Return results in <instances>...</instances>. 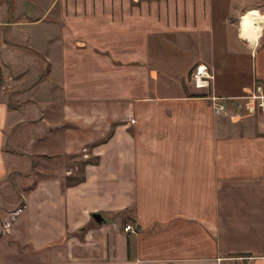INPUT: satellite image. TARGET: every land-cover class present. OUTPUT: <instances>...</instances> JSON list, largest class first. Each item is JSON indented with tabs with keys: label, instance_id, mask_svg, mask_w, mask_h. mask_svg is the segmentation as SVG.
<instances>
[{
	"label": "crops",
	"instance_id": "1",
	"mask_svg": "<svg viewBox=\"0 0 264 264\" xmlns=\"http://www.w3.org/2000/svg\"><path fill=\"white\" fill-rule=\"evenodd\" d=\"M4 1L0 264H264V113L248 114L243 98L230 105L196 48L165 59L151 50L152 35L181 31L200 50L206 0H49L17 21L4 20L6 10L16 17ZM201 63L215 76L209 88L194 84ZM251 74L243 94L254 82L264 92V44ZM84 149L98 160L85 179L41 172L7 234V180L31 176L37 158L82 159Z\"/></svg>",
	"mask_w": 264,
	"mask_h": 264
},
{
	"label": "rangeland",
	"instance_id": "2",
	"mask_svg": "<svg viewBox=\"0 0 264 264\" xmlns=\"http://www.w3.org/2000/svg\"><path fill=\"white\" fill-rule=\"evenodd\" d=\"M147 1L151 3L150 1L152 0ZM38 2V0H13L12 12L16 17L11 18V12L6 10L4 20H23L27 16L34 19L35 15L43 13V8L49 4V0H40L39 4H37ZM64 4L63 2L59 7L64 8ZM2 5L6 6L4 0L0 1V6ZM205 5L208 9L205 17L206 23L211 29L205 33V36L200 38V50L197 47L198 43L194 35L188 34L185 31H181V34L166 32L152 35L151 47L153 48L154 46L156 49L153 50L151 48V50L155 53L156 51L161 52L160 58L165 59L172 55H178V58H186L193 54V50L197 49L201 52L202 61L209 64L215 70L218 88L223 94L230 97L228 99L230 105H232V101H241L244 95L242 91L243 85L248 86L252 83V57L256 50L264 44V27L262 36L255 46L249 45L239 36L240 19L250 9L256 8L264 13V0H206ZM60 21L62 24L65 23L62 17ZM189 21H192V19L187 17H170L166 22L187 25ZM132 23L131 25H133ZM142 24L143 26L149 25L148 19H143ZM79 46L84 47L85 44H79ZM235 85L240 86L235 87ZM87 151V149H84L82 159H76V157L68 155H60L55 159L47 157L37 158L34 168L31 170V176L25 177L24 174L17 173L13 174L11 178L12 182L7 180L9 182L7 184L8 188L6 187V191L4 189L1 194V196L5 197L6 204L10 206L5 213L8 218V221L4 225L7 234L10 235V232H13V224L25 208L24 202L27 193L34 188L36 181L42 177L41 172H55V170L61 169L62 172L67 171L71 176L74 174L80 175V167L83 160L96 161L94 158L92 160L88 159L89 154ZM10 184L13 185L9 186ZM16 195L18 197L15 201L14 197ZM18 209H21L19 213H17ZM7 238L11 239L9 236ZM10 247L18 248L22 246L19 245V242L13 241Z\"/></svg>",
	"mask_w": 264,
	"mask_h": 264
},
{
	"label": "built area",
	"instance_id": "3",
	"mask_svg": "<svg viewBox=\"0 0 264 264\" xmlns=\"http://www.w3.org/2000/svg\"><path fill=\"white\" fill-rule=\"evenodd\" d=\"M214 77L209 66L204 63L198 64L193 73L194 84L197 88H209ZM242 98L246 100L245 106L248 114L264 113V92L259 82H254L252 86L247 88ZM210 99L213 102L216 113L225 111L227 105L222 102L223 98L212 95ZM17 211L19 213L21 209ZM124 230L133 233L136 232V228L132 224H127Z\"/></svg>",
	"mask_w": 264,
	"mask_h": 264
},
{
	"label": "bare ground",
	"instance_id": "4",
	"mask_svg": "<svg viewBox=\"0 0 264 264\" xmlns=\"http://www.w3.org/2000/svg\"><path fill=\"white\" fill-rule=\"evenodd\" d=\"M264 13L258 9H250L241 16L239 36L249 45H257L263 32Z\"/></svg>",
	"mask_w": 264,
	"mask_h": 264
},
{
	"label": "trees",
	"instance_id": "5",
	"mask_svg": "<svg viewBox=\"0 0 264 264\" xmlns=\"http://www.w3.org/2000/svg\"><path fill=\"white\" fill-rule=\"evenodd\" d=\"M98 162V160L96 161ZM91 163L90 160H83L82 163H81V167H80V175L78 174H74L73 176H68L67 177V181L69 183H79L81 181H83L85 179V167ZM123 214H129L130 213V210L129 209H125L122 211ZM85 229V228H84ZM84 229H82L80 232H83ZM73 234H66V236L60 240V243H65L67 241V239L72 236Z\"/></svg>",
	"mask_w": 264,
	"mask_h": 264
},
{
	"label": "water",
	"instance_id": "6",
	"mask_svg": "<svg viewBox=\"0 0 264 264\" xmlns=\"http://www.w3.org/2000/svg\"><path fill=\"white\" fill-rule=\"evenodd\" d=\"M98 222H102L104 220V217L102 214H94L93 216Z\"/></svg>",
	"mask_w": 264,
	"mask_h": 264
}]
</instances>
